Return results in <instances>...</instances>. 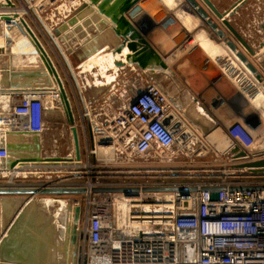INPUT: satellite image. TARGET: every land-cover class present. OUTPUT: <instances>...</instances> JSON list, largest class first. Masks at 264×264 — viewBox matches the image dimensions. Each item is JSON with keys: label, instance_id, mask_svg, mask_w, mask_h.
<instances>
[{"label": "built area", "instance_id": "built-area-1", "mask_svg": "<svg viewBox=\"0 0 264 264\" xmlns=\"http://www.w3.org/2000/svg\"><path fill=\"white\" fill-rule=\"evenodd\" d=\"M142 71L119 84L111 77L100 83L72 72L80 121L76 126L83 129L87 153L83 172L76 174L81 181L67 182L71 176L66 172L69 164L83 163L82 148L79 161L75 154L41 153L48 159L5 170L12 177L8 184L84 188L71 197L72 207H80L74 264H264V174L236 168L232 145L225 155L233 168L224 166L221 174L200 180H179L183 171L197 168L166 163L181 152L194 155L204 138ZM97 88L104 93L98 95ZM15 99L9 112L0 116L8 131L40 135L55 122L49 112L62 109L55 93L51 106L40 90ZM151 155L163 165L135 161ZM114 156L137 165H109ZM9 157L6 145H0V163ZM98 159L102 166H97ZM34 176L42 181L15 182ZM166 186L197 189L188 194L150 189ZM216 186L221 189L213 200L211 190L202 188Z\"/></svg>", "mask_w": 264, "mask_h": 264}, {"label": "rangeland", "instance_id": "rangeland-1", "mask_svg": "<svg viewBox=\"0 0 264 264\" xmlns=\"http://www.w3.org/2000/svg\"><path fill=\"white\" fill-rule=\"evenodd\" d=\"M12 1L15 4V8H8V14L16 13L17 16L15 15V17H12L10 21L0 18L6 22V25L0 28V47L6 50L7 53L4 51V54H7V58L4 59L9 63L8 65L10 67V69L5 67V69H8V72L5 71L3 74L0 73V84L5 83L6 78L16 79L20 77V75L24 76L23 78H26V80H32V82L26 83V85L35 86L32 83L39 80L38 82L43 87H33L35 89L34 91L44 90L46 92L47 97L49 98L48 103L50 104V106V99L52 98L54 93L57 94L56 86L52 80V75L48 73V70L46 69L44 62L42 61L39 51L33 45V42L30 39L29 35L23 29V26L20 22L21 16V18H24L28 22L30 27L38 36L39 40H41L40 42L43 43L44 46H46L49 52L47 51V49L46 51L50 53L53 59H56L54 60L55 64L58 67L60 76L62 77L63 82L67 86V89L70 93L74 111L77 117V122H80L78 116L79 110L76 107L75 100L73 98V95L71 94V89L68 85V82L72 80V70L74 74L79 73L78 71H80V69L78 68V66H81L82 61H79L78 56L74 58V55L72 56L69 53L67 55L65 53L67 52V48L74 49V44L80 42V40L83 39L82 37L87 36V34L86 32L84 33L77 29L76 31L71 30V33L73 32L71 36L74 37V42H72L71 38L68 39L67 43L68 41L69 43L66 48L65 45H63L64 42L62 40L60 41V43H63V48L65 47L64 51L57 46L53 36L56 37L55 29L59 25L57 23L58 20L62 18L61 16L67 13L65 12V9L68 12H71H69L70 14L68 13L69 16L67 14V19L70 16L77 14L79 8L84 5V2H81L80 4L78 1H76V3H78L79 5L77 10H74L73 7L67 6L64 7V10L58 11V7L61 6L67 0ZM171 1V3H173L174 5V8L177 6L175 9H178L176 10L178 13H176V15H178V17H174L173 19L171 18L169 21H167L166 24H164L167 25V27L160 25L156 27V31L159 30V27L161 31H157L155 39L158 40V42L160 43L159 46L166 49V51L162 54L166 59H168L169 62L171 61L173 69L179 75V78L184 82V84L189 90H192H188V94L189 99L194 103V106H200L201 108H204V106H206L208 109L211 110L214 116L216 114L215 117H218L217 119L221 124L211 119V117L206 116L204 113H199L196 108H194L195 112H197L204 118L207 117L208 121L212 122L213 124V130L208 135H203L202 132L194 125H192L181 112L183 117L198 131L200 135L203 136L204 144L196 147L194 155H190L186 152H181L177 155L174 160L166 163V165L170 166L168 164L174 163L185 166L190 165L193 166V168L196 167V171H194V169L188 172L183 171L182 174L184 175V177L179 180H200L203 177L217 176L221 174L222 170H224L223 168L225 167L233 168V162H229L227 156L225 155V151L228 148L222 149L223 147L218 144L220 140L216 142V138L214 137V135L211 134L215 130L220 131L222 125L226 127V129L222 128V130H226L231 135H233V137L235 136L237 139L240 140L241 143L239 144H252L251 146L254 147V135H259L264 130V116L262 115V111L257 112V107H260L262 110L263 108L261 107V104L259 105L257 103H254L255 97L260 92V86L257 82L254 83V81L249 77L246 71L241 67L242 65L240 64V61H237V58L235 60L228 54V52L224 50L222 51L223 53H212L213 51L207 47L208 43H213L212 45H216L218 47L222 45L223 47V44H225V42L222 38L216 35V33L212 31L206 23L204 24L205 21L203 22V20H200L199 17H197V19L194 14L187 13L184 8H180L181 5L183 6L184 0ZM211 1L216 8L215 10H218L222 14V16L220 17L218 16L216 11L208 7V13L210 14L211 18L221 23L223 22V19L228 20L233 26V28L245 40V42H247L252 48V50H254V53L251 54L250 52H248L236 40V38L231 34V32L222 24L226 28V36L234 40L238 44V47L246 53L250 61H252L253 63L257 61V55H261L264 52V0H248L244 5H242L236 12L232 14L229 11L239 0ZM179 15L182 16V19ZM156 16L157 18L162 17L159 13H157ZM185 19H187V21ZM171 28H177L179 33L177 34V31L173 32V29ZM49 31L54 33V35L51 34V36ZM211 32H213V34L215 33L214 39L211 35ZM173 34H175L174 38L179 35L177 37L178 41L172 37ZM187 34H189L191 37L189 36V40H187L186 44L190 42H193L195 44L193 47H191L192 50H186V48H184V45L181 46L179 44V42L182 43L186 40L185 38L187 37ZM198 37H200V39ZM203 41L207 44H203ZM225 47L229 49L226 44ZM81 52L82 51L79 49L76 53H79L78 55H81ZM219 53L222 54L219 55ZM64 54L67 56L66 58H68L70 66L68 60L64 58ZM262 55H264V53ZM95 57L96 54L92 55L85 62H83L87 67L85 68L86 70H93V66L98 65L97 63L99 60H96ZM20 59L22 60V66L28 64V68L27 70H23L22 72L18 73L14 71L15 69L13 67H17V61ZM34 63H36L35 67H41L43 70L41 68H34L29 66L30 64ZM105 63L107 64V61ZM254 64L256 65V67H258V70L262 72V76L264 78V66H261L258 63ZM0 66L1 68H4L3 65L0 64ZM105 66L107 65H104L103 67ZM202 74H204L205 76ZM215 74H218L219 78H217ZM102 80L103 81H101L100 79L99 81H105L104 79ZM57 95L59 96V94ZM194 97H196L197 99L196 102L194 101ZM59 113L61 114L58 115V113H52L49 116L51 120H59V124L55 122H52L51 124V129L49 130V133L52 135V137L51 135H49V137L56 140L50 141H52L54 145H58V147L60 148L59 151L61 153V156L68 154L74 156L75 152L71 129L65 123V116L62 109L61 111H59ZM224 131L222 133L230 137V134ZM78 132L80 139L82 138L81 148L83 155V163L80 164V166L77 165V163L69 164V171L66 172V174H69L71 176V179L67 181L71 183L81 181V179L78 178L77 175L80 174L81 171L83 172V165L86 164L87 160L83 129L80 126H78ZM223 135L221 136L223 137ZM261 136L262 141H256H261L262 144L260 145H262V148L264 149V135ZM8 138H12V141H10L12 142L13 146H18L17 143L14 142L15 139L12 136H8ZM225 144L226 142H224V145ZM199 148H201V151ZM167 152L169 155H171L173 154V149L168 150ZM135 159H137L135 161H140L141 164H145L147 166L163 165L162 162H157V160L159 159L155 158L153 155L148 156L146 158L148 160L142 158ZM98 162L100 163H98L97 166L103 165V162L99 159ZM108 164L125 166L126 168H130L133 164L137 165L134 162L125 161L122 156L112 157ZM11 179L12 177L10 175L7 174V176H5L2 174L0 175V184L8 183ZM117 180L122 181L125 179L119 178ZM24 181L35 183L41 182L42 180L35 176L28 177L26 179H19V177L15 179V182L18 183ZM72 196L73 195L44 194L0 195V203L6 201V198H8L7 202L16 203L17 201H19L18 206H15L14 208L12 207V210L10 209L11 211L8 212V218L3 219V221L0 217V224H2V226H0V240L5 236L4 234H7L9 230L12 231L13 226H17V224L19 223L18 229L13 233V237L11 236L12 243L14 244L15 248V252L12 250V255L14 257L18 255V257L24 258L22 260H25V257L29 258L26 262L27 264H74L77 242L74 243L72 241L71 236L73 210H71L72 208L70 209L69 206H72ZM4 211L6 210H0V216L2 215L1 213ZM19 213L25 215L23 219L17 218ZM14 222L17 223L15 224ZM12 246L11 249H13Z\"/></svg>", "mask_w": 264, "mask_h": 264}, {"label": "water", "instance_id": "water-1", "mask_svg": "<svg viewBox=\"0 0 264 264\" xmlns=\"http://www.w3.org/2000/svg\"><path fill=\"white\" fill-rule=\"evenodd\" d=\"M7 4H0V8H15V4L12 0H5ZM141 0H87L84 5L79 8V13L86 8L92 9L91 12H95L101 19L102 23L105 24L107 21L111 26H113V31L116 36L120 39L119 45L114 48L113 54H122L124 49H127V53L124 56V60L116 61L115 65L117 67H124L126 64L136 65L140 69L146 72L147 77L153 81L161 91L169 98V100L184 114L187 120L198 128L203 135H208L213 130L212 122L208 121L206 118L195 112L194 103L189 99L188 88L184 82L176 75V73L169 67L165 59L159 54V52L149 44L144 36V31L138 29L133 25L130 20L126 17L128 13L137 3ZM191 8L186 7V11L191 14H196L201 20L205 21L206 24L211 28L212 31L216 33L223 41L226 43L228 48L235 53L236 57L242 62L251 74L255 75L258 81H263V76L258 70L256 65L249 60L246 53L238 47V44L226 36L225 31L219 27L218 23L215 22L207 10L199 3L198 0H186ZM208 7L212 8L217 12L218 16L222 14L215 10V6L211 0H202ZM248 0H239L234 4L232 9L229 11L231 14L236 12L242 5H244ZM91 6L93 8H91ZM16 13L11 14H0V18L10 21L12 17H15ZM78 17L82 18L81 14H75L67 21L61 25V30H66L69 26H74L78 22ZM90 22V20H89ZM92 23V22H91ZM22 24L25 26L27 32L30 34L36 49L39 51L40 56L48 70L50 75H53L56 79L57 85L59 87V97L62 105V111L65 116V122L69 126L72 132L73 144L75 149L76 159L79 161L81 158V147H80V137L78 129L76 126L77 117L74 111L72 100L70 94L66 90L65 84L60 76L56 66L54 65L52 59L48 55L43 44L40 42L32 28L28 25L26 20L22 18ZM222 24L231 32V34L236 38V40L251 54L254 50L249 46L247 42L241 37V35L233 28L228 20H224ZM147 31V28H145ZM56 33L58 31L56 30ZM5 50L0 47V53ZM96 49H91V47H86L82 50L81 58L86 59L92 54H94ZM49 84V83H48ZM49 86V85H47ZM13 87V86H12ZM142 95V92L138 93V97ZM137 98L134 102L137 101ZM196 102L197 100L194 99ZM14 133L13 131H9ZM10 157L1 163V169L3 170H13L17 165L27 163V162H41L44 159L40 153V146L37 144L36 153H22L18 148L13 146V144L8 143L6 145ZM19 149V150H18ZM231 154L233 159L246 158L247 153L237 145L231 149ZM57 159V158H53ZM236 168H248L254 175L264 174V157L253 160L240 161L234 164ZM251 188H255L252 186ZM115 190H123L126 193H130L129 188H112ZM153 190H180L183 194H188L191 190H196V186L190 187H154L150 188ZM202 189L211 190V199L218 198V190L221 187H203ZM84 188H74V187H41V186H18L11 185L8 183L0 184V195H75L84 192ZM74 214V222L72 224V241L77 242V230L76 224L80 217V207H72ZM71 209V210H72ZM25 215L22 213L18 214V219H23ZM20 222V221H19ZM18 229V226H13V230L9 231L7 236L5 235L0 240V264H27L29 258H24L13 256V251L15 252L14 244L12 243V237L10 233ZM13 245V246H12ZM11 246L13 249H11ZM10 249V250H9ZM23 249V248H22ZM21 249V250H22ZM13 250V251H12ZM12 251V252H11ZM25 262V263H24Z\"/></svg>", "mask_w": 264, "mask_h": 264}, {"label": "crops", "instance_id": "crops-1", "mask_svg": "<svg viewBox=\"0 0 264 264\" xmlns=\"http://www.w3.org/2000/svg\"><path fill=\"white\" fill-rule=\"evenodd\" d=\"M76 1H78L80 4H81V2H85V0H75V1L67 0L61 6L58 7V11L64 10V7H67V6L73 7L74 10H77L79 5H78V3H76ZM198 1L202 6L204 5L203 7L208 12V10H209L208 6L202 0H198ZM2 2H3V0H0V4H2ZM171 2H172L171 0H141L128 13H126V17L138 29H141L145 32L144 36L147 39V41L149 42V44L152 45L159 52V54L165 59V61L169 65V67L174 71L173 66L171 64V61L169 62L168 59H166L164 57V55L162 54L163 52L166 51V49L159 46L160 43L158 42V40L155 39L157 31L158 32L161 31L160 27H159V30L156 31V27H158L159 25L167 27V25H164V24H166L167 21H169L171 18L173 19L174 17H178V15H176V13H175V11L178 10V9H175L177 6L174 8L173 3H171ZM184 2H185V0H184ZM61 7H63V8H61ZM183 7L184 6H182V8ZM91 8H93V7L91 6ZM148 9H150V10H148ZM1 11H6V9L0 8V12ZM91 11H92V9L86 8L85 10H83L80 13L77 12V14H81L82 18L78 17L79 20L76 23V25L69 26L66 30H61V25L65 21H67L69 18L72 17V16H70L69 18L66 19L67 14L70 11L68 12L65 9V12H67V13H65L63 16H61L62 18H60L57 22L59 25L55 29V31L57 30L58 33L55 32V35H56V37L57 36L58 37L56 38L53 36L54 40L55 39H58L60 41L62 40L64 42V44L63 43L62 44L65 45V47L67 48L68 43H69V41L67 43L68 39L71 38L72 42H74L73 41L74 37L71 36L73 33V32L71 33V30L76 31V29H77V30L82 31L84 33L86 32L87 36H83L82 37L83 39H81L80 42L75 43L74 49L67 48V53H69L72 56L74 55V58H76L78 56L79 61L80 62L82 61L81 66H78V68L80 69V71H78V72L83 77L94 78V80L96 78V81H98L100 83H102L101 82V81H103L102 79L107 78V77H111V78H114L118 84H119V82H121L125 78L135 77V75L137 74V71H140V70L142 71V69H140L136 65L126 64L124 67H117L115 65L116 61L124 60V56L128 50L124 49V51L122 52L121 55L120 54H113V50L115 47H117L119 45L120 39L114 33L113 26L108 24L109 23L108 21H107V23L103 24L101 19H99L100 16H98L95 12H91ZM157 13H159L160 16H162V17L157 18V16H156ZM69 14H68V16H69ZM181 19H182V17H181ZM89 20H90V22H89ZM215 22H217L219 27L222 28L226 32V30H225L226 28L222 25L221 22H219V21H215ZM5 25H6V22L4 20L0 19V28L4 27ZM145 28H147V31H145ZM51 34L54 35V33H52V32L50 33V35ZM189 36L190 35L187 34L186 40H189ZM44 47H45V49H47L46 46H44ZM86 47H91V49H93V48L96 49V51L94 53V54H96L95 59L99 60V61L97 63L98 65L93 66L94 71L92 69L86 70L85 68H87V67L83 63L94 54H92L91 56H89L88 58L83 60V58H81V55H78L79 53H76L79 49L82 51ZM190 50H192V49H190ZM47 51H48V49H47ZM5 52H6V50H5ZM6 53L5 54H4V52L0 53V64L4 66V68H1V66H0V68L2 69V74L5 71L8 72L7 70L10 69V67L8 65L9 63L7 61H5V59H4V58H7ZM49 55H50V53H49ZM50 57H51V55H50ZM65 57H67V56H64V58ZM51 59H52L53 63L55 64L54 60H56V59L55 58L53 59L52 57H51ZM108 59H110V60H108ZM8 60H10V59H8ZM106 61H107V64L105 63ZM17 64H18L17 67H13L15 69L14 70L15 72L19 73V72H22L23 70H27V68H28V64L25 66H22V60L21 59L17 61ZM35 64L36 63L30 64L29 66L34 67V68H41V67H35ZM104 65H107V66L103 67ZM55 66H56V64H55ZM5 67L8 69H5ZM56 68L58 70L57 66H56ZM72 72H73V70H72ZM142 72H145V71L143 70ZM174 72L176 73V71H174ZM176 75L179 77V75L177 73H176ZM202 75H204V74H202ZM215 75L217 78H219L218 74H215ZM23 77L24 76L20 75V77H18L16 79L6 78V82L0 84V116L7 114L9 112V110L11 109V107L13 105V101L16 100L15 99L16 96L19 97L18 95H20L21 93H25L29 90H30V92L34 91L35 89L33 87H43L38 82L39 80L36 81L37 83L36 82L32 83L35 86L26 85V83L32 82V80H26V78H23ZM99 78L101 79V81H99L100 80ZM219 81H220V79H219ZM45 82H47V81H45ZM68 83H69L68 85L71 89V94H73V89H74L73 81L71 80ZM97 84L100 85L99 83H97ZM65 87H66V90L68 91L66 85H65ZM99 89L100 88H97V90H98L97 93H98V95L99 94L102 95L104 93V91H99ZM189 91H192V90L190 89ZM68 93H69V91H68ZM194 99H196V97H194ZM74 106H75V104H74ZM52 113H58V115L61 114V113H59V110H54V111H50L48 115L50 116ZM53 120L55 121V119H53ZM55 122L59 124V120H56ZM13 132L14 133L6 130L4 128V126H2V124L0 123V145L5 146L8 143L12 144V142H11L12 138H8V136L9 137L12 136L15 139L14 142L17 143L18 148H21L20 150L19 149L18 150L22 153H28V154L29 153H32V154L36 153L37 144H39V146H40V153L52 154V153L60 152L59 151L60 148L58 147V145H54L53 142L50 141V140L55 141L56 139H52L49 137V135H51L49 133V131H46L40 135L29 134L26 132L22 133L21 131H13ZM51 137H52V135H51ZM242 148L244 149V147H242ZM2 174L7 176L8 172L5 170L3 171L0 168V175H2Z\"/></svg>", "mask_w": 264, "mask_h": 264}, {"label": "bare ground", "instance_id": "bare-ground-1", "mask_svg": "<svg viewBox=\"0 0 264 264\" xmlns=\"http://www.w3.org/2000/svg\"><path fill=\"white\" fill-rule=\"evenodd\" d=\"M4 2L2 3V4H7V2L5 1V0H3ZM169 2V1H168ZM179 2H181V1H179ZM179 2H178V4H179ZM187 1L185 0V2H183V8L184 9H186V7L187 8H191L190 7V5L188 4V3H186ZM170 3V2H169ZM185 3V4H184ZM175 4V3H174ZM29 5H31V4H29ZM204 6V5H203ZM171 8V7H170ZM180 8H182V5L180 6ZM6 9V8H5ZM34 9V8H33ZM14 11V10H13ZM17 11H19V10H17ZM175 11V10H174ZM10 12H12V11H10ZM181 12V11H180ZM1 13H3V14H8L9 13V11H8V9H6V11H1L0 12V14ZM175 13H177L176 11H175ZM187 13H189V12H187ZM178 14V13H177ZM181 14V13H180ZM17 16V15H16ZM180 16V15H179ZM190 16V15H189ZM195 16H196V18L198 17L196 14H195ZM182 17V16H181ZM185 18V17H184ZM17 19V18H16ZM198 19V18H197ZM184 20V19H183ZM186 21H187V19H185ZM201 20V19H200ZM189 21V20H188ZM20 22H21V24H22V18H21V16H20ZM27 22V21H26ZM204 22V21H203ZM28 23V22H27ZM186 23V22H185ZM206 22H204V24H205ZM29 25V24H28ZM22 26H23V29L25 30V32L29 35V37H30V39L32 40V38H31V36H30V34L27 32V30H26V28H25V26L22 24ZM30 26V25H29ZM185 28V27H184ZM171 29H173V32H176L177 31V34L179 33L178 32V29L176 28V29H174V28H171ZM186 29V28H185ZM33 30V29H32ZM189 30V29H188ZM209 31H211V30H209ZM50 32V31H49ZM181 32V31H180ZM194 32V31H193ZM35 33V32H34ZM51 33V32H50ZM183 33V32H182ZM185 33V32H184ZM212 34V37H213V39H214V37H215V33L213 34V32H211ZM208 34V33H207ZM171 35H172V33H171ZM183 35V34H182ZM201 35V34H200ZM202 35H203V33H202ZM37 36V35H36ZM165 36V35H164ZM174 36H175V34H173V38H174ZM179 36V35H178ZM177 36V37H178ZM38 37V36H37ZM55 37V36H54ZM177 37H175L174 39L175 40H177ZM201 37V36H200ZM200 37H198L199 39H200ZM211 37V38H212ZM39 39V38H38ZM103 39V38H102ZM186 39V38H185ZM195 39V38H194ZM204 40V39H203ZM55 41V43L57 44V46L60 48V49H62L63 51H64V48H63V46H62V42L60 43V40H58V39H55L54 40ZM172 41V40H171ZM178 41V40H177ZM176 41V42H177ZM183 41V40H182ZM206 41V40H205ZM32 42H33V40H32ZM186 42H187V40H185V41H183L182 43L181 42H179V44L181 45V46H183L184 45V48H186V50L187 49H191V47H193L195 44L193 43V42H190V43H187L186 44ZM195 42H197V41H195ZM204 42V41H203ZM207 42V41H206ZM206 42H204L203 44H207ZM199 44V43H198ZM213 43H208L207 45V47L208 48H210L213 52L212 53H217V52H222L223 50L224 51H226V52H228V54L232 57V58H234L235 60H236V55H235V53L234 52H232L231 53V50L230 49H227L226 47H225V44H223V47H222V45L220 46V47H218V46H216V45H212ZM33 45L35 46V44H34V42H33ZM36 47V46H35ZM113 48V47H112ZM99 49V48H98ZM100 50V49H99ZM110 51V50H109ZM174 51V50H173ZM48 53V52H47ZM125 53V52H124ZM223 53V52H222ZM222 53H219V55L220 54H222ZM261 53H262V51H261ZM264 53V52H263ZM262 53V54H263ZM65 54H68L67 52L65 53ZM64 54V56H66ZM261 54V55H262ZM48 55H49V53H48ZM260 55V54H259ZM257 55L258 57L256 58L257 59V61H255L254 63H258V64H260L261 66H264L263 64V62H264V55ZM50 56V55H49ZM115 56V55H114ZM118 56V55H117ZM256 56V55H255ZM51 58V57H50ZM249 58V57H248ZM65 59H66V57H65ZM92 59V58H91ZM252 59V58H251ZM66 60H68V58L66 59ZM43 61V60H42ZM237 61L239 62L240 60H238V58H237ZM68 63H69V60H68ZM240 64L242 65L241 67L246 71V73L249 75V77L254 81V83L255 82H257L258 83V85L260 86V92L258 93V95L255 97V102L254 103H257V104H261V107L263 108V110L260 108V107H257L255 104V106L258 108L257 110V112H259V111H262V115L264 116V78H263V81L262 82H260V81H258V79L256 78V76L255 75H253V74H251L250 73V71L246 68V66L242 63V62H240ZM55 65V64H54ZM69 66H70V63H69ZM46 67V66H45ZM258 68V67H257ZM260 69V68H259ZM261 74H262V72H261ZM34 79V78H33ZM52 80H53V82H54V84H55V86H56V91H57V94H59V87H58V85H57V82H56V79L54 78V76L52 75ZM33 92V91H32ZM19 96V95H18ZM17 97V96H16ZM14 102V101H13ZM196 108V110L199 112V113H204L206 116H208V117H211V119H213V120H215L216 122H219L218 121V117L216 118L215 116H216V114H215V116H214V114L211 112V110L210 109H208L206 106H204V108H201L200 106H196L195 107ZM204 110H205V112H204ZM256 110V109H255ZM7 113V112H6ZM261 114V113H260ZM253 116V115H252ZM206 119H207V117H206ZM208 120V119H207ZM254 121V120H253ZM244 122V121H243ZM242 122V123H243ZM220 123V122H219ZM226 123V122H225ZM246 123V122H245ZM249 123V122H248ZM221 124V123H220ZM223 124H224V122H223ZM255 124V123H254ZM248 126V125H247ZM244 127V126H243ZM242 127V128H243ZM251 127V126H250ZM222 128H225L226 129V127H224L223 125H222ZM222 128L220 129V131L219 130H215L214 132H212L211 134L212 135H214V137L216 138L215 140H216V142L218 141V140H220V142H218V144H220V146L221 147H223L222 149H227L228 147H231L232 145H237L239 148H241V150H243V151H245L246 153H248L247 154V156H248V158H247V160H252V159H259V158H263L264 157V149L262 148V145H260V144H262V139H261V135H264V133H263V131H262V133H260L259 135L258 134H256V135H254V137H255V140H254V142H255V144L253 145L254 147H252L251 145H242V144H239V143H241L240 142V140L239 139H237L235 136L233 137V135H231L229 132H227L226 130L224 131V130H222ZM248 128V127H247ZM241 130V129H240ZM226 132V133H228V134H230V137H228V135H226V134H224V133H222V132ZM246 131V130H245ZM255 131V130H254ZM219 134V135H218ZM224 134V135H223ZM221 135H223V137L221 136ZM219 136V137H218ZM237 136V135H236ZM256 140H261V141H256ZM224 142H226V144L224 145ZM252 143V142H251ZM259 143V144H258ZM244 144V143H243ZM234 145V146H235ZM244 147V149L242 148V147ZM72 161V160H71ZM235 161V163H237V162H240V161H245V159L244 158H239V159H235L234 160ZM232 163V162H231ZM7 200H8V198H6ZM5 200V199H4ZM7 200L6 201H3L2 203H0V210H6V211H4V212H2L1 214L3 215H1L0 217H1V220H3V219H5V218H8L9 216H8V212L9 211H11L12 210V207L14 208L15 206L17 207L18 206V203H19V201H17L16 203L15 202H7ZM23 205V204H22ZM11 209V210H10ZM22 210V209H21ZM10 214V213H9ZM8 216V217H7ZM68 216V215H67ZM4 221V220H3ZM2 221V222H3ZM6 221V220H5ZM5 223V222H4ZM15 223V222H14ZM17 223V222H16ZM15 223V224H16ZM19 224V223H18ZM18 224H17V226H18ZM14 225V224H13ZM0 226H2V224H0ZM10 228H12V227H10ZM7 229V228H6ZM66 229V228H65ZM17 230V229H16ZM16 230H14L13 231V233L16 231ZM70 230V229H69ZM10 231V230H9ZM8 231V232H9ZM8 234V233H7ZM7 234H4V235H7ZM10 235L13 237V234H11L10 233ZM1 253V252H0ZM70 261V260H69Z\"/></svg>", "mask_w": 264, "mask_h": 264}]
</instances>
